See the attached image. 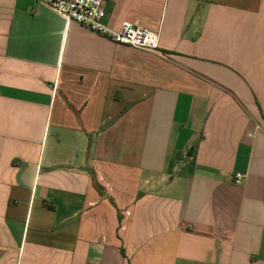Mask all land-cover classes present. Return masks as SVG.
<instances>
[{
    "label": "crops",
    "instance_id": "1",
    "mask_svg": "<svg viewBox=\"0 0 264 264\" xmlns=\"http://www.w3.org/2000/svg\"><path fill=\"white\" fill-rule=\"evenodd\" d=\"M105 11L0 0V264H264V0Z\"/></svg>",
    "mask_w": 264,
    "mask_h": 264
},
{
    "label": "built area",
    "instance_id": "2",
    "mask_svg": "<svg viewBox=\"0 0 264 264\" xmlns=\"http://www.w3.org/2000/svg\"><path fill=\"white\" fill-rule=\"evenodd\" d=\"M51 8L70 22H75L88 30L114 42L130 45L137 49L158 51L160 34L135 23L124 21L119 29L104 23L107 0H36ZM244 175L237 174L234 183H242Z\"/></svg>",
    "mask_w": 264,
    "mask_h": 264
},
{
    "label": "trees",
    "instance_id": "3",
    "mask_svg": "<svg viewBox=\"0 0 264 264\" xmlns=\"http://www.w3.org/2000/svg\"><path fill=\"white\" fill-rule=\"evenodd\" d=\"M172 165H174V164H172Z\"/></svg>",
    "mask_w": 264,
    "mask_h": 264
}]
</instances>
